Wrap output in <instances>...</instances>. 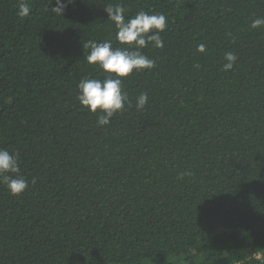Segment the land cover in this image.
I'll use <instances>...</instances> for the list:
<instances>
[{
    "label": "trees",
    "instance_id": "obj_1",
    "mask_svg": "<svg viewBox=\"0 0 264 264\" xmlns=\"http://www.w3.org/2000/svg\"><path fill=\"white\" fill-rule=\"evenodd\" d=\"M118 4L167 27L141 49L156 67L123 81L129 103L100 127L77 84L104 78L85 43L122 47L104 10ZM55 6L0 0V148L29 181L19 196L0 184V264H264V26L250 27L264 0Z\"/></svg>",
    "mask_w": 264,
    "mask_h": 264
},
{
    "label": "clouds",
    "instance_id": "obj_2",
    "mask_svg": "<svg viewBox=\"0 0 264 264\" xmlns=\"http://www.w3.org/2000/svg\"><path fill=\"white\" fill-rule=\"evenodd\" d=\"M53 2V0H52ZM55 7L50 12L58 15L64 14L69 5L75 0H54ZM49 10V9H48ZM116 29L115 39L122 47L114 48L111 41H88L83 48L89 49V54L84 57L87 64L96 66L104 74L103 79L84 76L77 84L76 99L90 114L100 113L97 125L100 127L110 124L114 115L124 110L129 103L127 92L123 88V81L134 71H151L156 67L155 60L149 58L141 49L162 48L164 41L160 33L165 32L167 18L162 13L139 11L134 16L125 19V9L122 5L109 6L104 9ZM20 17L30 14L27 3H20L18 13ZM264 26V17L252 20L250 27L258 29ZM199 52L205 51V45L198 46ZM238 57L233 52L224 54L225 63L222 71H229L234 67ZM148 102L147 93H141L136 98V109L142 110ZM191 175V173H182ZM31 183H35L33 178ZM0 184L12 196L22 195L29 187V181L21 174L19 154L10 153L0 148Z\"/></svg>",
    "mask_w": 264,
    "mask_h": 264
}]
</instances>
